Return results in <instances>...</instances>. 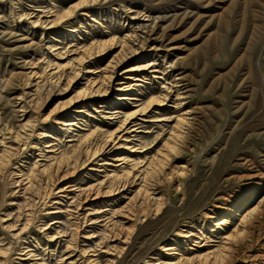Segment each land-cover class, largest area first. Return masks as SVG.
Instances as JSON below:
<instances>
[{"label":"rangeland","instance_id":"374dc122","mask_svg":"<svg viewBox=\"0 0 264 264\" xmlns=\"http://www.w3.org/2000/svg\"><path fill=\"white\" fill-rule=\"evenodd\" d=\"M0 264H264V0H0Z\"/></svg>","mask_w":264,"mask_h":264},{"label":"bare ground","instance_id":"6f19581e","mask_svg":"<svg viewBox=\"0 0 264 264\" xmlns=\"http://www.w3.org/2000/svg\"><path fill=\"white\" fill-rule=\"evenodd\" d=\"M178 89V88H177ZM181 105V104H180ZM114 151V144H112L111 142H109V140L105 141L101 147L97 150L98 154L99 153H102L104 154L105 156H111V153H113ZM116 159V158H114ZM117 160V159H116ZM104 164H106L107 162H103ZM89 166V165H88ZM92 168V167H91ZM131 182V181H130ZM130 185L127 183V182H123L121 180H117L113 186V189H109L108 191H97L95 192V195L98 197V196H102V197H105V196H108V195H112L114 193H122V194H130ZM121 191V192H120ZM127 191V192H126ZM128 194V195H129ZM138 193L134 194L132 193V198H135ZM123 195V196H125ZM122 197V196H121ZM141 197V200L142 202L143 201H146L148 199V197L143 193L141 196H139V198ZM104 199V198H103ZM91 201V200H90ZM140 202V201H139ZM136 203V202H135ZM141 203V202H140ZM139 203V204H140ZM217 262V261H216Z\"/></svg>","mask_w":264,"mask_h":264}]
</instances>
